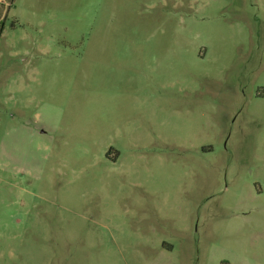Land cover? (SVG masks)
I'll list each match as a JSON object with an SVG mask.
<instances>
[{"label":"rangeland","instance_id":"rangeland-1","mask_svg":"<svg viewBox=\"0 0 264 264\" xmlns=\"http://www.w3.org/2000/svg\"><path fill=\"white\" fill-rule=\"evenodd\" d=\"M0 264H264V0H0Z\"/></svg>","mask_w":264,"mask_h":264}]
</instances>
